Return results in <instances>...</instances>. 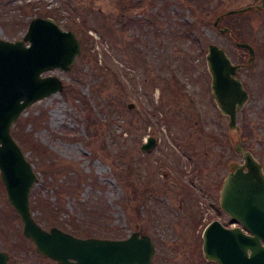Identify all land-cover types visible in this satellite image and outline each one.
<instances>
[{
  "label": "rangeland",
  "instance_id": "obj_1",
  "mask_svg": "<svg viewBox=\"0 0 264 264\" xmlns=\"http://www.w3.org/2000/svg\"><path fill=\"white\" fill-rule=\"evenodd\" d=\"M260 3L0 0V37L21 39L31 19L51 17L81 44L68 71L42 73L58 77L62 90L30 105L11 127L38 175L30 192L36 221L46 229L62 228L59 216L83 221L81 237L138 231L154 243L151 264H217L202 252L204 222L229 223L219 192L242 157L213 99L205 55L217 43L244 64L239 76L249 97L238 112L239 139L264 172V6L220 23L235 25L239 41L254 47L251 66L233 33L213 25L228 9ZM150 137L153 146L142 149ZM0 250L9 264H58L23 235L1 179Z\"/></svg>",
  "mask_w": 264,
  "mask_h": 264
},
{
  "label": "water",
  "instance_id": "obj_2",
  "mask_svg": "<svg viewBox=\"0 0 264 264\" xmlns=\"http://www.w3.org/2000/svg\"><path fill=\"white\" fill-rule=\"evenodd\" d=\"M260 4L228 9L213 25L220 33L222 18L260 9ZM248 52V64L255 58L254 47L234 39ZM81 52V44L72 30H65L51 17H35L21 39L0 37V179L8 202L22 221V232L38 253L58 264H151L155 251L152 239L138 231L123 239L79 237L59 227L49 229L34 218L30 192L38 181L37 172L14 139L11 127L33 103L61 91L63 84L54 75L42 76L48 69L68 71ZM206 62L211 76V92L220 113L228 117L227 126L234 150L242 162L229 166L220 190L219 207L239 226L228 228L212 220L202 233V251L208 261L217 264H264V172L262 164L239 139L238 112L248 100V91L239 76L244 67L234 63L217 43L207 46ZM154 138L142 144L148 150ZM0 264H9V255L0 250Z\"/></svg>",
  "mask_w": 264,
  "mask_h": 264
},
{
  "label": "trees",
  "instance_id": "obj_3",
  "mask_svg": "<svg viewBox=\"0 0 264 264\" xmlns=\"http://www.w3.org/2000/svg\"><path fill=\"white\" fill-rule=\"evenodd\" d=\"M255 10H258V9H255ZM233 17L240 18V17H243V14H240V15L232 14V15H230L227 18H233ZM229 27L232 29L233 37H235L237 40L242 39V35L239 32L236 31V26L235 25L230 24ZM60 219H62V220H60ZM57 220H58V224L64 230H67V231H69V232H71V233H73L75 235L76 234L78 235L82 231V225L85 223L83 221L82 222L76 221V219L74 221L67 220L66 218H61L60 216L57 218ZM74 223H76V224H74ZM88 224H90V223H86V225H88ZM84 227L87 228V226H84ZM91 227L95 231H102V229L100 228V226L95 225V227H93V226H91ZM99 233L100 232L95 233V234L90 233V234L86 235L85 237H87V236H96V237L106 238V237L109 236V233H111V231L110 230H105V234L104 235H99Z\"/></svg>",
  "mask_w": 264,
  "mask_h": 264
},
{
  "label": "flooded vegetation",
  "instance_id": "obj_4",
  "mask_svg": "<svg viewBox=\"0 0 264 264\" xmlns=\"http://www.w3.org/2000/svg\"><path fill=\"white\" fill-rule=\"evenodd\" d=\"M228 216H229V215H228ZM229 219H230L229 223H228V222H226L225 224L222 223L225 227L231 228V227L239 226L238 221L232 219L230 216H229Z\"/></svg>",
  "mask_w": 264,
  "mask_h": 264
}]
</instances>
